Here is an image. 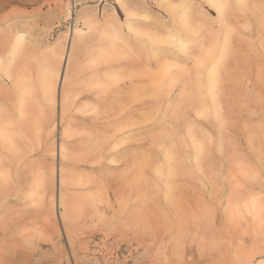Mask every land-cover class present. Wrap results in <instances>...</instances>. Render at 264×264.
Masks as SVG:
<instances>
[{"label":"rangeland","instance_id":"1","mask_svg":"<svg viewBox=\"0 0 264 264\" xmlns=\"http://www.w3.org/2000/svg\"><path fill=\"white\" fill-rule=\"evenodd\" d=\"M0 264H264V0H0Z\"/></svg>","mask_w":264,"mask_h":264},{"label":"bare ground","instance_id":"2","mask_svg":"<svg viewBox=\"0 0 264 264\" xmlns=\"http://www.w3.org/2000/svg\"><path fill=\"white\" fill-rule=\"evenodd\" d=\"M72 39V38H71ZM71 42V41H70ZM69 47H71V46H69ZM62 81V80H61ZM63 84V83H62ZM62 89V88H61ZM62 96V95H61ZM118 122V121H117ZM111 123V122H110ZM107 124H109V123H107ZM109 135V134H108ZM108 139V138H107ZM106 140V139H105ZM104 140V141H105ZM97 147V146H96ZM140 158V157H139ZM64 168V167H63ZM64 170V169H63ZM261 263V262H260Z\"/></svg>","mask_w":264,"mask_h":264}]
</instances>
